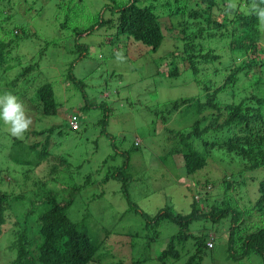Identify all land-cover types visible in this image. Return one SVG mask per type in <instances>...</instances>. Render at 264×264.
I'll return each mask as SVG.
<instances>
[{
    "label": "rangeland",
    "instance_id": "1",
    "mask_svg": "<svg viewBox=\"0 0 264 264\" xmlns=\"http://www.w3.org/2000/svg\"><path fill=\"white\" fill-rule=\"evenodd\" d=\"M142 2L156 5L162 22L165 40L157 51L132 36L118 35L115 19L111 25L100 27L92 33L85 32L96 22L105 3H111L110 0H6V8L3 9L6 22H3L4 26L1 24L0 39H9L6 30L14 26H18L14 28V33L16 29L19 32L23 29L30 37L24 39L21 35L19 44L7 57L9 64L14 67L9 70L0 67L4 72L0 73V84H15L19 91H26L31 86L33 88L27 91L33 93L38 85L49 81L55 89L60 109L57 115H44L41 104L33 106L26 96L15 95L24 102V107L29 103L25 111L33 120L29 130L19 137L24 143L30 146L44 141L46 135L35 132L59 125L51 136L50 157L40 162L33 150L29 158L33 161L31 164H17L10 159V147L17 137L10 134L9 126L5 123L3 127L0 126V133H4L0 139V169L3 170L0 171V186L11 194L6 211L7 221L0 233V264H10L15 258L12 243L23 229L24 213H30L28 220L32 230L38 224L39 214L49 206L46 197L54 193L62 198V184L70 182L72 185L69 187H80L72 214L80 219L94 217L95 221L90 222L92 231L100 235L101 241L106 238L105 244L113 248L114 256L99 264L116 263L121 257L129 261L133 258V261L141 264H159L155 256L169 238L179 231V226L165 219L154 228L148 227L146 220L130 209L122 196V182L112 177L104 179L111 176L108 172L123 166L127 160L123 150H131L127 170L133 178L129 183L131 198L151 216L167 205L182 213L189 212L194 196L201 198L207 186L216 197H221L225 176L238 174L239 171H232L229 163L239 157L221 148L208 147V163L194 175H187L181 168L184 164L181 154L175 155L176 163L165 156V144L160 134L164 125L159 122L158 127L154 128L153 112L149 109L157 107L158 102L162 104L182 96H198L203 92L197 86L193 72L187 68L188 62L179 58L186 55L182 47L183 40L178 38L179 28L173 27V18L162 5L173 1ZM194 2L197 0H192L191 4L194 5ZM111 17V13H106V18ZM79 33V42L88 45V52L76 47L75 39ZM46 46L48 48L44 51L40 67L27 74L29 83H25L22 78L13 83L19 72L34 62L33 53L42 51ZM81 51L84 54L75 63L73 72L85 84L88 103L98 107L91 108L89 105L82 108L87 101L74 81L66 76L71 63ZM174 60L178 62L180 75L169 77L167 72L173 68ZM201 66L198 79L201 83L210 81L214 70L206 69V64ZM221 95V99L227 97L225 93ZM69 110L79 111V130H73L68 125ZM106 110L109 111L106 129L114 137L118 152L113 147L111 137L102 131L100 120L104 119ZM197 118L198 105L193 103L172 116L171 126L175 129H190ZM60 129L63 134H59ZM137 141L140 142L139 147L135 146ZM60 162L65 165H60L58 169L53 167V164ZM89 174L92 175L90 183L85 181ZM249 186L240 183L238 191L234 187L228 191L232 196L244 197L241 204L245 208L249 206V200H253L251 192L254 184L249 182ZM197 192H201L202 196ZM88 211L93 216L85 215ZM253 219L256 224H262L264 213L256 212ZM229 223V219L217 224L200 220L191 225L190 232L198 234L204 231L209 234L210 242L214 241L215 244L214 249L205 250L202 264H264L257 253L241 261L227 258L225 230ZM104 230L108 232V238L99 233L105 234ZM131 233H135V237H130ZM152 240H155L150 244L152 250L144 247L146 241ZM189 242L192 245L194 240L190 239ZM133 243L135 246H131ZM180 247L178 243L177 248ZM185 250L180 258L170 262L185 264L190 254L189 251L186 254Z\"/></svg>",
    "mask_w": 264,
    "mask_h": 264
},
{
    "label": "trees",
    "instance_id": "2",
    "mask_svg": "<svg viewBox=\"0 0 264 264\" xmlns=\"http://www.w3.org/2000/svg\"><path fill=\"white\" fill-rule=\"evenodd\" d=\"M110 1L111 3H105L99 11L96 22L85 30L87 34L100 27L111 25L115 19L118 35L132 36L154 51L161 47L165 40V33L156 5L144 4L142 0ZM171 1L173 3L162 5H165V12L173 18V27L179 28L180 37H177L183 40L182 47L186 55L179 58L185 63L188 62L187 68L193 72L195 82L203 93L198 96H182L162 104L158 102L157 107L149 109L154 116L152 124L155 128L159 122H162L164 127L160 134L165 144L163 148L165 156L176 163L175 155L181 154L184 159L181 168L187 175H194L207 165L210 154L208 147L225 149L237 155L238 160L235 158L229 164L232 166V171L239 172L235 173V176H225L223 189H221L223 194L218 193L222 194L221 197H216L207 186L203 196L201 192H197V194L200 193L201 198L198 195L194 196L189 212L182 213L167 205L160 208L154 216L143 210L131 198L129 183L133 178L127 171L131 150H123L122 153L126 155L127 160L123 166L108 172L111 176H106L104 179L108 180L112 177L122 182V196L128 202L130 209L146 220L148 227L154 228L165 219L179 226V231L169 238L166 245H163L155 256L159 264H173L174 262L170 261L180 258L183 249H187L186 254L188 251L190 253L185 264H202L205 250L214 249L215 244L211 241L212 246H209L210 237L204 231L198 234L190 232L191 225L200 220L217 224L225 219L230 220L227 231L225 230L227 258L241 261L250 254L257 253L264 262V221L262 224H256L253 219V214L256 212L264 213V23L252 10L253 3L261 8H264V3L261 0H197L193 5L192 0ZM229 4L233 5L231 9L228 8ZM5 6L6 0H0V27L3 22H6L3 11ZM106 13H111L113 17L106 18ZM14 28L5 29L10 36L9 39H0V67L3 70L14 67L13 64H9L7 57H10L16 44H19L20 36L22 35V38L24 36V39L30 37V34L27 36L26 30L23 32V29L21 32L16 29L14 33ZM80 36L81 33L75 39L76 47L78 50L83 48L82 50L88 52V45L79 42ZM47 48L48 46L42 51L33 53L34 62L24 67L13 83L21 78L26 81L25 83H29L27 74L40 67ZM84 51H81L78 58L71 63L66 76L74 81L86 102L89 97L85 84L73 72L75 63L83 56ZM173 64V68L167 72L169 77L180 75L178 62L174 60ZM202 64L207 65L206 69H213L214 75L210 81L201 83L198 75ZM3 70L0 69V73H4ZM0 87L3 88L0 91L3 94L10 92L23 98L26 96L33 106L36 103L41 104L44 115L59 113L60 102L56 97L53 84L49 81L38 85L33 93L27 91L31 86H28L26 91L17 90L15 84L3 83ZM224 93L227 97L221 99V94ZM193 103L198 105L199 118L193 122L190 129L173 128L172 116L184 106ZM26 104L28 107L29 103ZM89 105L91 108L99 106L89 104L87 101L82 108ZM78 110H69L68 125L73 130L81 128V116ZM108 112L106 110L104 119L100 120L103 124L102 131L111 137L113 147L118 152L114 137L106 129L109 120ZM74 117L79 123L77 128L71 125ZM3 125L4 122L0 119V126L3 127ZM58 128L59 125L37 132L33 130L35 134L46 136L44 141L35 142L30 146L22 139L16 138L10 147L8 157L17 164H31L33 161L29 158L33 150L38 162L46 160L50 157L51 136ZM61 130L58 131L59 134H63ZM3 134L0 133V139ZM139 143L135 142V146L139 147ZM60 165L65 164L55 163L53 167L58 169ZM0 171L3 170L0 169ZM91 180L92 175H87L85 181L90 183ZM249 182L254 184L251 192L253 200H249L251 202L248 201L249 206L245 208L241 204L244 197L232 196L228 191L232 187L237 190L240 183L250 187ZM69 185L72 183L62 184V191H64L62 198L54 193L46 197L49 206L39 214L38 224L32 230L28 220L30 213H24L23 229L12 243L15 258L10 264H99L102 260L114 256L113 248L105 244L106 238L101 241L100 235L97 236L92 231L90 222H94L95 218L80 219L75 217L76 214H72L80 187L77 185L69 187ZM10 198L11 194L0 186V233L7 221L6 211ZM88 214L89 211L85 215ZM104 232L105 234H102L99 231L101 235H106L108 238V232L105 230ZM120 234L122 233L118 235ZM133 234L135 233H131L130 237H135ZM190 239L194 240L192 245H190L192 242H189ZM154 241H146L147 245L144 247L147 246L150 249V244ZM177 242L181 245L180 248H177ZM131 246H135L134 243ZM112 264L141 263L133 261V258L129 261L121 257L118 258V262Z\"/></svg>",
    "mask_w": 264,
    "mask_h": 264
},
{
    "label": "clouds",
    "instance_id": "3",
    "mask_svg": "<svg viewBox=\"0 0 264 264\" xmlns=\"http://www.w3.org/2000/svg\"><path fill=\"white\" fill-rule=\"evenodd\" d=\"M264 3V0H261ZM233 5L229 4L231 9ZM252 10L258 16V19L264 23V8L253 3ZM0 119L5 125L9 126L8 131L14 137H22L33 123L32 117L26 115L25 107L18 98L10 92L4 93L0 96Z\"/></svg>",
    "mask_w": 264,
    "mask_h": 264
},
{
    "label": "built area",
    "instance_id": "4",
    "mask_svg": "<svg viewBox=\"0 0 264 264\" xmlns=\"http://www.w3.org/2000/svg\"><path fill=\"white\" fill-rule=\"evenodd\" d=\"M79 123H78V120L76 119V117H74L72 120H71V125L73 126V127H75V128H77L79 125H78ZM212 242H209L208 244H209V246H212V244H211Z\"/></svg>",
    "mask_w": 264,
    "mask_h": 264
}]
</instances>
